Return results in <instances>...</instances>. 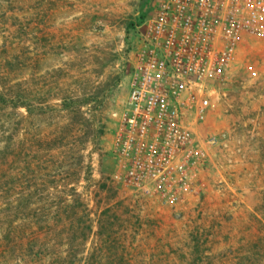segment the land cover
<instances>
[{
	"label": "rangeland",
	"instance_id": "1",
	"mask_svg": "<svg viewBox=\"0 0 264 264\" xmlns=\"http://www.w3.org/2000/svg\"><path fill=\"white\" fill-rule=\"evenodd\" d=\"M157 2L0 0V264H264V36L209 82L194 192L169 205L113 180Z\"/></svg>",
	"mask_w": 264,
	"mask_h": 264
},
{
	"label": "built area",
	"instance_id": "2",
	"mask_svg": "<svg viewBox=\"0 0 264 264\" xmlns=\"http://www.w3.org/2000/svg\"><path fill=\"white\" fill-rule=\"evenodd\" d=\"M244 35L264 36V0H158L137 28L128 96L113 140V180L176 205L217 136L198 138ZM252 75L256 72L252 71Z\"/></svg>",
	"mask_w": 264,
	"mask_h": 264
}]
</instances>
